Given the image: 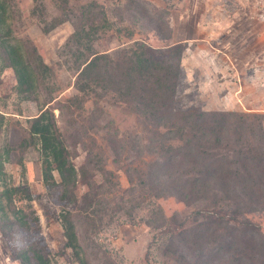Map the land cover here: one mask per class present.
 I'll return each instance as SVG.
<instances>
[{
  "label": "rangeland",
  "instance_id": "rangeland-1",
  "mask_svg": "<svg viewBox=\"0 0 264 264\" xmlns=\"http://www.w3.org/2000/svg\"><path fill=\"white\" fill-rule=\"evenodd\" d=\"M130 1L96 0L108 11L115 28L123 30L102 33L94 43L96 51L114 54L142 40L152 57L161 60L185 48L176 111L264 116V0ZM40 2L47 22L59 16L54 0ZM14 6L13 36L29 53L36 49L53 77L27 99L19 93L16 76L0 53V151L8 175L5 184L19 191L13 197L15 209L6 210L9 221L19 210L37 217L29 219V229L16 226L9 234V222L0 223V264H21L14 252L30 247L41 251L51 264H76L63 235L65 210L75 213L80 242L92 264H174L163 255L158 233L140 223L155 207L134 204L140 193L128 182L126 164H117L108 147L115 129L122 139L135 133L144 136L143 120L112 96L94 94L80 111L71 100L81 96L75 88V47L68 46L72 23L45 32L42 18L33 14L34 0H14ZM159 12L168 13L164 17L168 28L161 31L151 21ZM43 109L55 114L78 172V206L63 199L61 187L43 183L39 145L29 133L31 120ZM135 166L143 168L139 161ZM55 179L59 183L57 173ZM90 192L98 196L84 204L82 198ZM156 200L167 217L191 211L174 197ZM86 216L94 221H86ZM249 219L264 233V212Z\"/></svg>",
  "mask_w": 264,
  "mask_h": 264
},
{
  "label": "trees",
  "instance_id": "trees-1",
  "mask_svg": "<svg viewBox=\"0 0 264 264\" xmlns=\"http://www.w3.org/2000/svg\"><path fill=\"white\" fill-rule=\"evenodd\" d=\"M54 1L59 16L50 22L44 18L40 0H34L33 14L42 18L45 32L67 22L73 25L68 46L75 47V88L81 96L71 100L84 111L92 95L112 96L143 120L144 136L135 133L122 139L115 129L108 147L117 164H126L128 182L140 193L132 203L155 207L140 223L162 238L163 255L174 264H264V233L249 219L264 212V116L176 111L174 99L185 48H177L161 60L152 57L142 40L114 54L98 52L94 43L102 33L123 32L115 28L108 11L96 0ZM14 7V0H0V53L16 76L19 93L30 99L53 72L35 48L29 53L13 36ZM157 14L152 25L158 31L168 28L164 21L168 13ZM29 133L39 145L44 185L61 187L63 199L78 206V172L55 114L41 110L31 120ZM4 152L8 156L10 149ZM137 161L143 168L135 166ZM7 176L0 151V223L9 222V234L16 226L29 229V219L36 221L37 217L19 210L9 221L6 208L15 209L13 197L19 191L5 184ZM97 196L87 193L82 202L91 203ZM167 197H174L191 211L167 217L156 200ZM75 217L70 210L61 214L66 247L76 264H92L81 245ZM85 220L94 221L88 216ZM14 253L21 264H51L35 248Z\"/></svg>",
  "mask_w": 264,
  "mask_h": 264
}]
</instances>
